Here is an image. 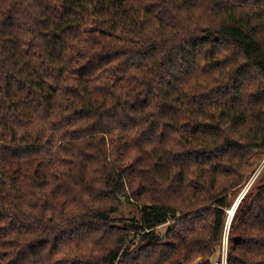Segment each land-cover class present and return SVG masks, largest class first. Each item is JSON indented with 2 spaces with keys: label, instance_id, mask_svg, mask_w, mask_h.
Instances as JSON below:
<instances>
[{
  "label": "trees",
  "instance_id": "16d2710c",
  "mask_svg": "<svg viewBox=\"0 0 264 264\" xmlns=\"http://www.w3.org/2000/svg\"><path fill=\"white\" fill-rule=\"evenodd\" d=\"M261 152L264 0H0V264H213Z\"/></svg>",
  "mask_w": 264,
  "mask_h": 264
},
{
  "label": "rangeland",
  "instance_id": "374dc122",
  "mask_svg": "<svg viewBox=\"0 0 264 264\" xmlns=\"http://www.w3.org/2000/svg\"><path fill=\"white\" fill-rule=\"evenodd\" d=\"M254 163H255L254 172L247 176L240 191L234 195V202L232 208L235 207V214L242 200L245 198L242 206L245 205L249 200H251V198L254 196V194L257 191V187L262 183L264 179V152H261L254 157ZM242 194H243V198H241ZM230 209H228L227 212V220L222 238V247L220 251L216 254V256H214V258L212 259L213 264H217L218 261L227 264L229 248H230V238L233 231L238 226L240 219V217L236 215L230 218L229 217ZM137 214H138L137 206L132 203H126L116 217H133V216H137ZM168 226H169L168 224H165L159 227L158 230L164 233L168 228ZM196 262L197 263L201 262V259H198Z\"/></svg>",
  "mask_w": 264,
  "mask_h": 264
},
{
  "label": "bare ground",
  "instance_id": "6f19581e",
  "mask_svg": "<svg viewBox=\"0 0 264 264\" xmlns=\"http://www.w3.org/2000/svg\"><path fill=\"white\" fill-rule=\"evenodd\" d=\"M243 198V194H242V197ZM235 215V207L230 209V212H229V217L232 218L233 216Z\"/></svg>",
  "mask_w": 264,
  "mask_h": 264
},
{
  "label": "built area",
  "instance_id": "2783aa9c",
  "mask_svg": "<svg viewBox=\"0 0 264 264\" xmlns=\"http://www.w3.org/2000/svg\"><path fill=\"white\" fill-rule=\"evenodd\" d=\"M225 262H226V261H225ZM217 264H224V263H221L220 261H218Z\"/></svg>",
  "mask_w": 264,
  "mask_h": 264
}]
</instances>
